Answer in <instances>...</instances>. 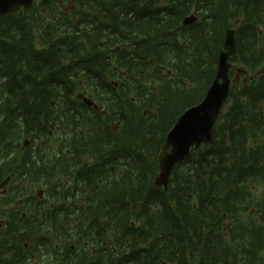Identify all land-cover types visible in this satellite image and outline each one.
I'll return each instance as SVG.
<instances>
[{
    "label": "trees",
    "instance_id": "1",
    "mask_svg": "<svg viewBox=\"0 0 264 264\" xmlns=\"http://www.w3.org/2000/svg\"><path fill=\"white\" fill-rule=\"evenodd\" d=\"M230 29L213 143L156 188L165 138L204 98ZM74 169L97 198H66L62 234L42 206L0 195V264H264V0H50L0 17V182Z\"/></svg>",
    "mask_w": 264,
    "mask_h": 264
},
{
    "label": "water",
    "instance_id": "2",
    "mask_svg": "<svg viewBox=\"0 0 264 264\" xmlns=\"http://www.w3.org/2000/svg\"><path fill=\"white\" fill-rule=\"evenodd\" d=\"M49 0H41L47 3ZM34 0H0V17L14 14L20 9L32 7ZM195 22L193 15L183 20V25ZM235 54L234 30H228L225 34L222 51L218 57L216 76L204 98L195 106L186 109L177 119L165 138V144L158 155L159 172L154 181L156 188L166 189L173 168L187 159L193 149L198 150L202 146L209 147L213 143V131L216 119L221 108L226 103L231 80L229 71L232 65L229 58ZM244 74L243 71L237 70ZM82 102L94 109L96 106L85 97H80ZM27 141L23 147L27 146ZM88 264H96L90 262Z\"/></svg>",
    "mask_w": 264,
    "mask_h": 264
},
{
    "label": "flooded vegetation",
    "instance_id": "3",
    "mask_svg": "<svg viewBox=\"0 0 264 264\" xmlns=\"http://www.w3.org/2000/svg\"><path fill=\"white\" fill-rule=\"evenodd\" d=\"M26 149L29 151H37L41 150L43 151H50V152H56V151H62V152H69L66 148H46V147H26L21 148V152H24ZM29 159H37V160H45L47 156L45 157H35L30 156ZM51 159L50 157H48ZM84 166H93L92 163H87V161H84L81 163ZM80 164V165H81ZM44 167H47L48 164H40ZM77 169V168H76ZM71 170L68 173L61 175L59 178H53L50 179V174L48 172L43 173V177L39 180L38 178L34 179H26V181L23 180H16L14 178V175L7 177L9 179L6 180L7 183L0 182V195H5L9 193V197L13 195L15 198H21L19 201V204H26L27 208L28 206H31V202H35L36 209H38L40 206L43 207V214L46 216V228H48V232L54 233L55 227L57 229L58 234H62L63 231L67 228L65 226L64 215L67 211H70L71 207L66 202V198H85L86 201L90 200L91 198H97V195H95V190L91 187L97 188L96 182L93 181V179L89 178L86 180L80 175V170L77 171ZM46 170V168H45ZM110 170L112 174L114 173V169L110 167ZM92 173H95V170L91 171ZM83 178V179H82ZM10 182H12V186L10 185ZM98 183H101V180L98 181ZM2 186H5L2 188ZM2 188V189H1ZM100 189V188H99ZM72 206L77 207L78 210L82 211L84 208V205H81L80 203H77L76 201L72 200ZM40 204V205H39ZM26 208V209H27ZM56 213L57 218V224L55 225L54 221V214ZM0 232H1V224H0ZM55 248L58 249V246Z\"/></svg>",
    "mask_w": 264,
    "mask_h": 264
},
{
    "label": "rangeland",
    "instance_id": "4",
    "mask_svg": "<svg viewBox=\"0 0 264 264\" xmlns=\"http://www.w3.org/2000/svg\"><path fill=\"white\" fill-rule=\"evenodd\" d=\"M36 1L38 2L39 0H36ZM49 141H50V140H49ZM50 142H52V141H50ZM50 142H49V143H50ZM4 187H5V186H2V188H4ZM2 188H1V189H2ZM32 263H33V262H32ZM32 263H31V264H32ZM33 264H35V263H33Z\"/></svg>",
    "mask_w": 264,
    "mask_h": 264
}]
</instances>
